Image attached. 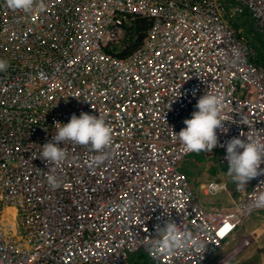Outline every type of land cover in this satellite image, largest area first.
<instances>
[{
  "label": "built area",
  "instance_id": "built-area-1",
  "mask_svg": "<svg viewBox=\"0 0 264 264\" xmlns=\"http://www.w3.org/2000/svg\"><path fill=\"white\" fill-rule=\"evenodd\" d=\"M42 2L43 11L24 13L0 0V59L9 64L0 72V264H133L139 255L208 264L221 256L243 222L264 211L255 206L264 175L232 206L209 207L181 169L195 152L173 132L210 92L222 98L226 131L206 153L221 167L229 168L232 138L264 139V63L237 28L248 14L264 35V0ZM81 113L110 124L108 159L95 166L98 153L64 142L67 159L47 165L42 146L55 123ZM50 172L61 187L49 186ZM224 188L214 180L205 193ZM169 219L195 243L157 254L152 239ZM254 238L213 264H228Z\"/></svg>",
  "mask_w": 264,
  "mask_h": 264
},
{
  "label": "clouds",
  "instance_id": "clouds-1",
  "mask_svg": "<svg viewBox=\"0 0 264 264\" xmlns=\"http://www.w3.org/2000/svg\"><path fill=\"white\" fill-rule=\"evenodd\" d=\"M5 5L12 11L32 13L34 7L41 11L45 5L42 0H4ZM9 64L0 59V72H6ZM222 98L210 92L206 93L196 104L197 111L192 113L191 119L184 121L185 128L178 134L173 132L186 152H211L218 145L217 130L226 131L224 118L221 112ZM247 125L246 120H241ZM56 133L52 140L42 146V157L47 165H60L67 159V152L61 143L72 142L77 145L90 147L98 153L94 158V165L100 166L108 159L106 149L112 144V128L101 116L97 117L88 113H81L79 117L72 115L67 124L55 123ZM246 139L232 138L226 146L228 171L226 175L231 178L238 191L246 188L248 182L264 175L261 164H264V139L260 136L241 133ZM55 169H52L54 172ZM47 183L52 189L61 187L58 176L51 174L46 176ZM256 207H264V195L255 202ZM195 243L193 235L189 231L181 229L171 219L165 221L163 227L157 226L156 238L152 239L151 248L157 254L174 255L180 250H188ZM203 248L204 245L200 244Z\"/></svg>",
  "mask_w": 264,
  "mask_h": 264
},
{
  "label": "rangeland",
  "instance_id": "rangeland-1",
  "mask_svg": "<svg viewBox=\"0 0 264 264\" xmlns=\"http://www.w3.org/2000/svg\"><path fill=\"white\" fill-rule=\"evenodd\" d=\"M243 29L244 32L252 36L254 43L255 40L257 41V49L254 46L255 44H250L256 51H259L258 62L264 63L263 56L260 53L261 49L264 50V37L259 34V30L256 31L254 26L248 23L244 24ZM218 161V155L216 153H195L182 162L181 169L186 174L205 205L209 207H230L249 190L250 182H248L246 188L238 191L236 185L232 183L231 178L226 175L228 168L221 167ZM214 180H219L224 184L225 188L215 195H208L205 193L206 185ZM250 234L255 237L254 241L228 264H264V211L252 213L243 222L236 233L235 239L226 245L221 256L218 258L232 250L239 243L241 238ZM218 258L208 264H213ZM133 261V264H151L141 255L134 258Z\"/></svg>",
  "mask_w": 264,
  "mask_h": 264
},
{
  "label": "crops",
  "instance_id": "crops-1",
  "mask_svg": "<svg viewBox=\"0 0 264 264\" xmlns=\"http://www.w3.org/2000/svg\"><path fill=\"white\" fill-rule=\"evenodd\" d=\"M249 17V15L248 14H246V15H244V16H241L240 17V19H239V21L237 22V24H238V26H237V28L238 29H240L241 31H243V33L245 34V35H247V37H248V39H249V42L252 44V45H254L255 47H256V49H257V41L255 40V43H254V41H253V38H252V36L250 35V34H247L246 32H244V29H243V27H244V24L245 23H248V24H250V25H252V26H254V28L256 29V31H258V29H257V27L255 26V24L253 23V21L250 19V17ZM251 21V22H250ZM259 33V32H258ZM262 37H264V35L263 34H261V33H259ZM258 53H259V51H257ZM261 54H262V56H263V59H264V50L263 49H261V52H260ZM262 59V60H263Z\"/></svg>",
  "mask_w": 264,
  "mask_h": 264
},
{
  "label": "bare ground",
  "instance_id": "bare-ground-1",
  "mask_svg": "<svg viewBox=\"0 0 264 264\" xmlns=\"http://www.w3.org/2000/svg\"><path fill=\"white\" fill-rule=\"evenodd\" d=\"M249 18V17H248ZM251 22V21H250ZM193 172V171H192ZM16 213L17 211H16V209L15 208H10V209H8V211H7V213ZM219 259V258H218ZM148 261V260H147Z\"/></svg>",
  "mask_w": 264,
  "mask_h": 264
}]
</instances>
